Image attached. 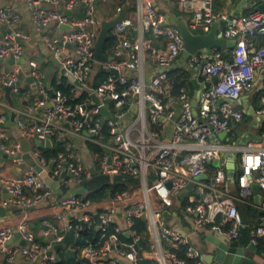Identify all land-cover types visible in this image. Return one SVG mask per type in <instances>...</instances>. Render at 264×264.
I'll return each instance as SVG.
<instances>
[{"label": "built area", "instance_id": "2783aa9c", "mask_svg": "<svg viewBox=\"0 0 264 264\" xmlns=\"http://www.w3.org/2000/svg\"><path fill=\"white\" fill-rule=\"evenodd\" d=\"M24 1L32 9L33 24L38 31L47 30L54 24L71 27L60 38L48 37L47 41L56 54H62L69 48L62 62L63 68L82 85L77 86L70 81L74 87L73 96L82 98L86 95V98L72 104L69 95L62 90L52 94L44 84V75L36 70L37 64L32 63L31 71L41 84L42 97L21 111L22 115L17 119L31 149L25 150L21 142L3 144L2 148L16 165L25 164V156L29 155L51 180L59 181V185L53 188L33 166L27 168L23 177L2 175L0 191L7 190L8 197L0 199V208H32L50 200L62 210L57 215L59 220L69 215L70 227L62 230L53 222L46 221L43 233L46 244L36 239L26 223L0 229L2 257L9 263L24 259L30 264H51L58 255L57 251L49 253L57 244L63 243L67 230L76 221L77 231L95 224L106 230L111 223H116L115 233L129 231L134 242L141 239L131 227L135 218L146 215L149 206L146 200L129 202L131 191H126L114 199H107L109 205L99 207V203L71 192L85 177L93 174L92 167L97 168L96 160H99L97 170L112 178L118 175L144 178L150 184L146 189L155 194L162 207L173 206L181 192L193 183L203 194L186 208L195 214L196 227L212 226L214 231L230 240H238L245 222L237 204L253 194L250 189L253 183L260 187L259 209L264 213V97L255 108L252 105L253 94L250 95L264 88L258 87L264 73V12L255 9L234 16L216 8V0H177L180 8L191 14L186 21L194 33L207 34L214 23L227 21L222 29L223 37L236 42L230 52L215 48L211 54L199 50L190 55L189 67L197 73L196 77L200 75L204 79L196 114L194 97L187 88L169 100L163 96L168 72L186 49L181 30L176 25L164 24V15L154 0H139L133 14L113 30L117 40L112 48V60L102 63L111 74L99 85L93 83L98 63L95 45L101 28L96 11L99 0H67L64 8L60 7V0ZM260 3L264 0L257 2ZM77 7L85 10L84 16L76 18L70 15ZM121 9L118 7L117 11ZM20 17L16 9L9 6L0 8V20L10 27H14ZM29 37L26 33H10L0 42V58L7 59L11 55L23 57L22 41ZM152 37L163 38L165 43L157 47ZM149 66L152 68L149 75L153 74L151 79L146 78ZM4 84L11 87L12 93L20 91L19 68L7 73ZM92 94L99 98L100 105L92 104ZM245 97L251 99L248 105L254 106L255 116L259 119L257 129L261 132L254 140L255 146L251 142L246 149L238 151L235 182L240 192L237 194L231 191V183L220 161L223 153L240 147L239 139L229 135L247 114V107L243 104ZM106 104L110 105L108 116L102 113ZM7 119L6 115L0 114V129ZM171 119H174L172 139L163 142L160 138L165 135L167 122ZM104 123L111 127L112 139L109 142L96 138ZM222 132L228 133L227 141L221 140L219 135ZM49 137L52 144L54 140H68L67 152L59 153L50 161L35 144L37 140L44 143ZM89 142L100 144L106 153L92 154L86 147ZM85 149L90 152L94 164L85 165ZM214 160H219V165L211 174L210 164ZM205 174L206 179L198 180ZM64 186L69 187L70 193L59 195L57 189L63 191ZM120 212L128 229L118 222ZM153 218L154 225L160 228L161 237L187 246L186 257L194 260L191 263L169 250L160 260L161 264H221L206 263L203 253L190 245L187 237L167 225L163 210H156ZM261 219L251 227L250 242L255 246L264 239V215ZM17 233L26 245H10ZM118 245L116 234L102 246L87 245L84 255L88 260L82 264H121L122 259L131 264L137 262V252L120 250ZM113 252L115 256H112Z\"/></svg>", "mask_w": 264, "mask_h": 264}, {"label": "crops", "instance_id": "0c3cea01", "mask_svg": "<svg viewBox=\"0 0 264 264\" xmlns=\"http://www.w3.org/2000/svg\"><path fill=\"white\" fill-rule=\"evenodd\" d=\"M67 0H60V7L64 8V5ZM139 0H99L96 4V11L97 15L99 17L104 16L105 18L109 19L119 13L117 11L118 7H124L125 5H129V15H132L135 11L137 4ZM155 4L158 8V10L164 15V13H168L171 17L178 16L181 19H184L185 21L189 19V15H191L189 12L183 11L177 0H154ZM224 1V3L221 2L220 6H216V8H219L222 11L229 12L230 14H233L238 9L242 13L249 12L250 9L254 10L255 5L257 2H253L252 0H235L234 2H231L230 0H221ZM11 7V9H16L20 12V19L16 23L14 27H10L9 25L5 24L0 20V42L6 38L10 33L14 32H20V33H26L30 37L22 41V44L24 46L25 54L23 57L16 58L15 63L10 65L9 59H5L4 63L0 65V72H2V81L4 83L5 78L7 77V74H5V70L9 67L12 69L11 72L19 68V84H20V91L18 93H13V99H14V106H11L9 102L5 98V92L0 87V114L6 115L8 119L5 121L3 126L0 129V142L1 144L6 145H12L17 142H22L24 139V136L22 135L21 129L17 123V119L20 118L21 111L27 110L28 107L31 104H34V102L37 101L39 98L40 90H41V84L39 81L35 80L34 82L29 81L30 71L28 72L26 69L28 67L32 68V63L37 64L36 70L38 73H40L42 76L44 75V84L47 85V87L51 90V93L54 94L55 89L51 87V81L52 79L56 78L61 83L62 80L67 79V81L70 84V81L63 73L62 70L63 65H57L55 63L56 58L58 56L65 55V58L68 55L69 48L67 51H65L62 54H56L51 47L49 46V43L47 41V38L50 37L52 39L60 38L61 35L66 33L69 29L66 27H62L59 24H54L50 26L47 30L44 31H38L33 24V13L30 5L24 1V0H0V8L1 7ZM85 10L82 7H77L75 11L72 13L73 17L80 18L84 16ZM165 20L166 17L164 15ZM167 25H173L170 23H167ZM131 34H133L131 32ZM157 47H162V44L165 43L163 41V38H155L152 37ZM231 49H228V52H230ZM63 62V61H62ZM184 68V63L182 62V58H180L177 62L174 63V66L172 69H181ZM99 69V68H98ZM150 69H152L150 66L147 68L146 71V78L151 79L152 75L150 76ZM185 69V68H184ZM98 72V71H97ZM96 73V70H95ZM140 74V72H139ZM194 78V76H192ZM196 79L201 82V86L203 88L202 83L203 78L200 75L195 76ZM263 81H264V73L261 76V82L259 84V87H263ZM94 83V82H93ZM37 84V86H35ZM201 88V89H202ZM259 91V90H257ZM255 91V92H257ZM254 94V91L250 94ZM251 99L249 97H245L243 100V104L245 107H247L248 104H250ZM247 104V105H246ZM243 106V105H242ZM243 106V108H244ZM249 106V105H248ZM13 112L17 113V118L15 121L11 120V114ZM25 118V116L23 117ZM175 119V118H174ZM174 119H171L167 122V130L165 132V135L160 138L163 142H168L172 139L173 131H174ZM258 121L259 119L255 116L253 122L249 120V124L246 125L245 129H240L243 132H245L246 135H250L251 133L255 134L256 137H258ZM237 126H235L236 128ZM234 128V129H235ZM237 132L234 131L233 135H236ZM220 136V135H219ZM248 141L247 145L240 147H237L235 150H231V152L223 153L221 157V165L225 167L226 170V177L231 183V191L234 192V187L236 186L230 179L227 171V163L232 159L231 156L233 152L236 151H243L241 149H246L249 145L255 146L256 143L254 140L256 138H253L251 136H247ZM35 140V139H34ZM221 140L227 141L228 136L225 138L221 137ZM36 144V142H35ZM81 144H78V146ZM45 146V145H44ZM86 155H89L90 159L92 160V156L89 151ZM85 155V157H86ZM90 159L86 158L85 165H90ZM31 160H26L25 164H19L16 165L11 160V157H4V155L0 154V176L6 175L8 177H23L24 172L27 170V168L32 167L30 165ZM216 167L218 165H215L213 162L211 163ZM210 164V165H211ZM92 165V164H91ZM214 168V169H215ZM214 169H209L211 174L213 173ZM140 185L134 190V192H130V196L128 197L127 201L129 202H135L140 199H144L149 204L147 213L143 217L147 221L148 225V238L151 242V248L150 250H146L144 252L145 257L156 259L161 264V259L166 255V253L169 250H175L177 248H180V244L178 241L163 239L161 237L160 228L157 225H154V218L153 214L156 210L161 209L163 210V217L169 227H172L176 229L181 235L184 237H187L189 240L190 245L194 246L195 248L199 249L204 256V260L206 263L210 262H218L216 259L212 258L211 260H208V257H213V255H216L217 250V244L220 242L219 234L217 231H214L212 226H208L206 228H197L195 225V214L186 211V209L181 207L180 200H177V202L170 207H162L160 203L157 200V197L154 193L148 191L146 189L147 185H150L146 183L145 179L140 177L139 178ZM78 187V186H77ZM63 191L60 189H57V193L59 195L62 194H68L62 193ZM73 192L77 194V190L73 189ZM235 193V192H234ZM190 197V201L197 200L203 196L201 192H199L197 187H194L193 191L189 193L188 195ZM187 196V197H188ZM259 195L256 194H250L247 196L246 201H239L238 208L241 212V215L243 217V220L245 222V226L243 228L248 227V224L255 225L257 223L261 222V215H264V213L259 209V203H257L256 198ZM8 192L7 190L0 191V199L7 198ZM185 199V198H184ZM110 201H105L99 203V207H105L109 205ZM247 205H250L252 208H248ZM22 209L19 211V209ZM8 212H6L5 216L0 217V229L8 228V227H18L21 223H26L28 227L34 232L36 235V239L42 241V244H46L47 239L44 237V223L46 221L53 222L56 224L59 229H67L70 227V217L67 215V217L63 220H59L57 218V215L62 212L61 208L58 205H54L50 200L41 202L38 206L32 207V208H23V207H9L6 208ZM17 210V211H15ZM122 211V210H121ZM167 213V214H166ZM120 219L119 224L124 229H128L126 226V222L124 221V216H122V212H120ZM132 230V229H131ZM69 230H67L68 232ZM66 232V234H67ZM126 233H129L131 236L132 233L129 231H124ZM122 232V233H124ZM134 232V231H133ZM245 237L243 234L239 237L237 241H239L240 246L246 248V256L254 259L258 264H264V250H260L258 248L259 245H256L254 248H250L252 246L249 238V234H247V242L245 243L241 238ZM245 239V238H244ZM264 240V239H263ZM39 241V242H40ZM108 242V241H107ZM41 243V242H40ZM261 243V241H260ZM22 244V239H18L16 236L15 238L10 242V245H19ZM264 247V242H263ZM230 248V246H229ZM136 252V251H135ZM112 256H115V252L112 253ZM213 260V261H212ZM129 262V261H128ZM221 263V262H219ZM0 264H30L24 259H18L15 262L9 263L6 259H2L0 257ZM222 264V263H221ZM243 264V263H241Z\"/></svg>", "mask_w": 264, "mask_h": 264}, {"label": "trees", "instance_id": "16d2710c", "mask_svg": "<svg viewBox=\"0 0 264 264\" xmlns=\"http://www.w3.org/2000/svg\"><path fill=\"white\" fill-rule=\"evenodd\" d=\"M254 3L261 0H252ZM224 3V1L216 0V6H220V4ZM255 10V8H254ZM253 11L250 9L249 12ZM117 40V37L112 33L109 37V40L106 43L105 54L107 56H111L112 48ZM111 74V71L108 70L103 64L100 65L98 72L94 78V84L99 85L103 80L108 78ZM51 87L57 90H62L70 97V103L75 104L78 102H82L86 95L82 98H76L73 96L74 87L72 84H69L67 79L62 80L60 83L56 78L52 79ZM264 87V85H263ZM163 96L168 100L170 97L178 95L183 88H187L190 90V94L194 97L195 93V85L193 83L192 74L184 68L181 69H171L168 72V79L163 84ZM264 97V88L255 92L252 96V105L257 108L260 104V101ZM249 124L248 115L245 114L243 120L240 123H237V127L233 130L238 131L239 129H245L246 125ZM233 132L229 135L232 136ZM237 134L236 137H238ZM97 139H101L103 142H109L112 139L111 135V127L108 123H104L102 125V129L100 134L96 136ZM234 138V139H235ZM68 140L56 141L54 140L52 146H42L40 150L43 155L50 161L52 158L57 157L59 153L67 152L66 143ZM87 149L92 154H101L104 155L106 150L98 143L89 142L86 145ZM97 168L99 169V160L95 161ZM211 169H214L215 166L213 164L210 165ZM140 185L139 178H135L133 176H124L118 175L115 177H111L106 175L100 171L95 174H92L88 178H84L81 184L76 187L77 194L84 196L87 200L95 203H101L107 199H114L119 194H122L126 191H133L135 188H138ZM234 192L239 194L240 188L238 184H234ZM69 190L68 186L63 187V192L67 193ZM71 192L73 190L71 189ZM191 203L190 197H186L181 202V207L186 209L187 205ZM239 203V201H238ZM248 208H252L250 205H247ZM72 228L67 232L63 243L65 244V249H59L57 251V255L59 259H56L51 264H82L84 261H87V257L84 255V248L87 245L93 244L94 246H102L106 241L110 239L113 234L118 236V249L124 250L127 252H137V262L134 264H160L156 259L147 258L144 255L146 250H150L151 242L148 238V225L147 221L144 218H135L134 224L131 229L136 233V235L140 236V240L134 242V237L129 233H115L116 223H111L106 230L100 229L98 225H94L89 228L79 229L77 231L76 226H78V222H72ZM252 224H248V227L241 229V234L245 237L241 239L246 243L247 242V234H251ZM245 238V239H244ZM79 240V241H78ZM40 241V240H38ZM43 243L42 241H40ZM264 240L261 239V243H259L258 248L260 250H264L263 247ZM73 249V255L67 253V249ZM180 258H187L188 260L194 261L188 257H186L187 246L181 245L180 248L174 250Z\"/></svg>", "mask_w": 264, "mask_h": 264}, {"label": "water", "instance_id": "95a60500", "mask_svg": "<svg viewBox=\"0 0 264 264\" xmlns=\"http://www.w3.org/2000/svg\"><path fill=\"white\" fill-rule=\"evenodd\" d=\"M231 2H234L235 0H230ZM240 1V0H237ZM256 10H260L262 12H264V3H260L257 4L254 7ZM129 10L130 7L129 5H125L121 11H119V13H117L116 15H114L113 17L107 19L104 16L99 17L101 20V28L99 31V35L96 41V45H95V57L98 63L102 64L105 63L109 60H112V57L107 56L105 54V47H106V43L109 40V37L111 36L113 30L115 29V27L117 26V24L125 21L128 17H129ZM70 15H72V13H70ZM165 17H166V21L164 22V24L166 25L167 23L173 24L178 26V28L181 30L184 42H185V53L182 56V62L184 63V68L189 71L192 76H194L193 78V83L195 85V93H194V99H193V107H195V113L197 114V106H198V97L201 93V84L199 83V81L195 78L196 76V72L189 67L188 65V59L190 57V55L192 53H195L199 50H206V52L208 54H211L212 50L215 48H220V49H232L234 48V46L236 45V42L234 40H227L223 37L222 34V29H224L226 27L227 21H222V22H216L214 23L211 31L207 34H196L194 33L190 28L189 25L187 23V21H185L184 19L179 18L178 16H174L171 17L167 12L164 13ZM234 16H240L241 15V11L238 9L236 12L233 13ZM66 27L69 29H71V27L69 25H62V27ZM68 29V30H69ZM55 63L57 65H61L62 61H64L65 59V55L62 56H58L55 57ZM9 63L10 65L14 64L16 61V58L14 55H11L9 58ZM3 58H0V65H2L4 63ZM28 72L30 71V75L29 76V81L34 82L36 80L35 75L32 74L31 71V67H28V69H26ZM10 71H12V69L9 67L8 69L5 70V74L9 73ZM98 71V68H96V73ZM62 73L69 79L71 80L75 85L77 86H82L81 83L75 79L71 74L67 73L66 69L62 70ZM95 73V75H96ZM2 72H0V87L2 88V90L5 92V98L6 100L9 102V104L11 106H14V99H13V93L11 91V87L4 84L2 81ZM207 86L210 85V83H206ZM35 86H37V84H35ZM53 93V91H52ZM42 96L39 95V98H41ZM92 104L93 105H100L101 101L99 100V98L95 95L92 94ZM222 100H220L221 103ZM110 105L106 104L105 106L102 107V113L104 115H110ZM247 115H248V119L251 121V123L253 122L254 118H255V110H254V106L249 105L247 106ZM17 118V113L13 112L11 114V120L15 121V119ZM114 119H116L114 117ZM117 120V119H116ZM228 133L227 132H222L220 134V137L225 138L227 137ZM247 136H251L253 138H256V140L258 139V137H256L255 134L251 133L250 135H246L244 134L242 136V138L239 139L238 144L245 146L247 144V142L244 140V137ZM22 146L25 150H30L31 149V144L28 140L23 139L22 140ZM43 145L45 146H52V139L51 137H49L48 139H46L44 141V143L40 140L36 141V146L37 147H42ZM110 153V151H109ZM0 154L4 155V157H9V155L7 153H5V151L2 148V144L0 142ZM239 156V152H233L231 156L232 159H230V161L227 163V171H228V175L230 177V179L232 180L233 183H235L236 181V175L235 173L238 170L237 167V159ZM29 155L25 156L26 160H29ZM30 165L33 166L39 173H41V175L43 177L46 178L47 182L53 187L56 188L59 185V181H53L51 180V178L49 177V175L44 172V170L40 167V165L38 163H36L33 159H31ZM213 163L215 165H219V160H214ZM92 171L93 174L97 173L98 170L96 167H92ZM65 174H62V177H64ZM207 178V175H202L198 178V180H204ZM194 189V184L191 183L190 185L187 186V188L181 192V194L177 197L178 200L182 201L184 198H186L189 193H191ZM250 189L253 191L254 194L259 195L260 194V187L257 183H253L252 186L250 187ZM257 203H259V196L256 198ZM22 209L20 208L19 211H21ZM17 211V210H15ZM7 209L6 208H0V217L1 216H5L6 215ZM167 214V213H166ZM219 238L221 239L220 242L217 244V250H216V255H213V257H208V260H211L212 258L216 259L218 262H221L222 264H258L254 259L246 256L245 252H246V248L240 246L239 241L237 240H230L229 238H227L225 235L223 234H219L218 235ZM16 237L19 239L20 235L17 233ZM79 241V240H78ZM22 244L26 245V242L22 239ZM230 246V248H229ZM255 245L250 246V248H254ZM59 249H65V244L64 243H60L57 244L55 246L54 251H51L49 254H52L55 251H58ZM67 253L70 255H73V251L72 249H67ZM57 259H59L57 257ZM213 261V260H212ZM121 264H131L128 261L125 260H121Z\"/></svg>", "mask_w": 264, "mask_h": 264}, {"label": "rangeland", "instance_id": "374dc122", "mask_svg": "<svg viewBox=\"0 0 264 264\" xmlns=\"http://www.w3.org/2000/svg\"><path fill=\"white\" fill-rule=\"evenodd\" d=\"M100 65H101L100 63H96L95 67H96V68H99ZM258 87H259V85H258ZM254 93H255V92H254ZM242 130H243V129H242ZM242 130L239 129V130L237 131V134H239V136L236 137L237 140L240 139V138L245 134V132H243ZM257 132H258V134H260L261 129H257ZM237 134H236L235 136H237ZM244 140L247 142L249 139H248V137L245 136V137H244ZM232 141H234V140H232ZM84 153H85V155L88 153L86 149L84 150ZM86 158H87V159H90L89 155H86ZM90 162H91L90 164H94V160H93V159H92V160L90 159ZM136 190H138V188H137ZM136 190H134V192H135ZM0 257H1L2 259H4V258L2 257L1 254H0Z\"/></svg>", "mask_w": 264, "mask_h": 264}]
</instances>
